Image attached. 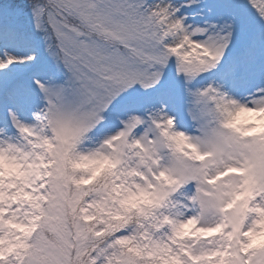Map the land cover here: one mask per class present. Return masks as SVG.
<instances>
[{"label":"snow or ice","instance_id":"1","mask_svg":"<svg viewBox=\"0 0 264 264\" xmlns=\"http://www.w3.org/2000/svg\"><path fill=\"white\" fill-rule=\"evenodd\" d=\"M0 264H264V0H0Z\"/></svg>","mask_w":264,"mask_h":264},{"label":"rangeland","instance_id":"2","mask_svg":"<svg viewBox=\"0 0 264 264\" xmlns=\"http://www.w3.org/2000/svg\"><path fill=\"white\" fill-rule=\"evenodd\" d=\"M242 119H243V117H242Z\"/></svg>","mask_w":264,"mask_h":264}]
</instances>
